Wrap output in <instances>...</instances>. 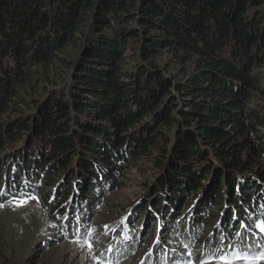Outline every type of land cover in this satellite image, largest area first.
Segmentation results:
<instances>
[{
	"label": "trees",
	"instance_id": "16d2710c",
	"mask_svg": "<svg viewBox=\"0 0 264 264\" xmlns=\"http://www.w3.org/2000/svg\"><path fill=\"white\" fill-rule=\"evenodd\" d=\"M144 161L125 237L156 210L171 257L264 252V0H0V204L82 239Z\"/></svg>",
	"mask_w": 264,
	"mask_h": 264
},
{
	"label": "rangeland",
	"instance_id": "374dc122",
	"mask_svg": "<svg viewBox=\"0 0 264 264\" xmlns=\"http://www.w3.org/2000/svg\"><path fill=\"white\" fill-rule=\"evenodd\" d=\"M153 170L154 166L149 161L142 162L137 169L131 168L126 174L123 186L117 192H109L106 196L113 204L109 206L110 213L107 218L96 216L92 220L89 233L82 239L67 237L59 240L61 236L56 233L55 226L58 223L53 221L50 211L36 197L27 198V203L22 206H17V202L25 199L3 202L0 204V244L5 248L12 264H105L104 261L110 264H223L219 258L223 253L222 246L218 248V252H213L202 245L197 254H189L192 258L178 253L171 257L173 246L169 245L167 248V244H164L167 241L165 239H168V229H160L148 236L151 228L158 227V222L153 221L158 217L156 210L150 221L143 217L139 224L130 223L132 228L136 227L135 231L125 237L124 231L122 232L125 228L121 227L118 216L129 219L123 208H133L148 193L155 179L152 176ZM117 207L121 208V214H118ZM222 215L223 211H218L212 224L216 225ZM110 217L114 220H110ZM97 231L115 246L110 253H103L100 257V250L93 244L94 240L89 238ZM189 236L185 235L184 239ZM207 236L206 234L205 237ZM135 243V251H130ZM161 250L164 251L163 254L160 253ZM167 251L168 258L165 256ZM234 251L237 250H230L231 256L226 255L232 260V264H245L243 260L232 258ZM258 264H264V260Z\"/></svg>",
	"mask_w": 264,
	"mask_h": 264
},
{
	"label": "snow or ice",
	"instance_id": "6c2138e0",
	"mask_svg": "<svg viewBox=\"0 0 264 264\" xmlns=\"http://www.w3.org/2000/svg\"><path fill=\"white\" fill-rule=\"evenodd\" d=\"M30 199H35V197H29ZM27 203V199L21 200L17 202V206H22L23 204ZM243 226V225H242ZM255 227L261 232L264 233V220H261L259 223L255 225ZM87 243V242H86ZM90 246V245H89ZM232 258L236 260H243L245 264H258L259 261L264 260V252H260L258 254H251L247 251H234L232 253ZM223 264H232V260L229 259L228 256L222 255L220 257Z\"/></svg>",
	"mask_w": 264,
	"mask_h": 264
}]
</instances>
